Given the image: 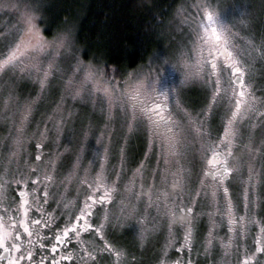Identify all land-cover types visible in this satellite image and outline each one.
<instances>
[{"label": "snow or ice", "instance_id": "6c2138e0", "mask_svg": "<svg viewBox=\"0 0 264 264\" xmlns=\"http://www.w3.org/2000/svg\"><path fill=\"white\" fill-rule=\"evenodd\" d=\"M45 11L0 0V264H217L214 241L264 264V38L240 0H179L124 75Z\"/></svg>", "mask_w": 264, "mask_h": 264}, {"label": "trees", "instance_id": "16d2710c", "mask_svg": "<svg viewBox=\"0 0 264 264\" xmlns=\"http://www.w3.org/2000/svg\"><path fill=\"white\" fill-rule=\"evenodd\" d=\"M177 3L173 0H44V15L53 33L71 27L82 58L110 69L118 68L123 75L163 46L166 39L161 40L160 32ZM161 19L164 26L158 24Z\"/></svg>", "mask_w": 264, "mask_h": 264}, {"label": "rangeland", "instance_id": "374dc122", "mask_svg": "<svg viewBox=\"0 0 264 264\" xmlns=\"http://www.w3.org/2000/svg\"><path fill=\"white\" fill-rule=\"evenodd\" d=\"M235 2H236V0H223L224 4H232V3H235ZM178 3H179V1H178ZM178 3L175 5L173 10L169 14L168 19H167V23H166V27H164L163 30L160 32L161 40L164 41L166 39V41L164 42L163 46L160 49H157L150 56H152L153 54L157 53L158 50L166 51L169 48L171 39H173L174 37H170L167 34L168 32L171 31V29L168 27V25L173 20L174 10L178 6ZM240 3H242L247 9V14L250 17V25H251L252 34L255 35L257 41H259L260 39L264 38V0H240ZM226 15H231V9L228 10ZM234 18L238 19V17H234ZM245 39H247V37H245ZM74 46H75V48L77 50V55H79L82 58V56L80 54V51L77 48V46L75 45V43H74ZM82 59L85 62L91 61V60H85L84 58H82ZM166 59H169V62L173 66H175L176 61L174 59H171L170 57H166ZM133 70H130L128 72H131ZM161 71H163V69H161ZM128 72H126V73H128ZM126 73H124V74H126ZM257 76H258V82H259V72L257 73ZM192 98H193V100L196 99L194 94H193ZM134 147H135V151L137 153H139L141 151V147H142L141 145L137 144V145H134ZM221 235H223V232L221 233ZM163 242L164 241H163V238H162L160 243L163 244ZM225 243H227V241H225ZM214 246L218 249V254L216 256L217 264H231V256L229 255V256L226 257L225 254H224V250L220 249L218 243L215 242V241H214ZM141 251L144 252L145 264H149L150 258L152 256L151 250L148 249V246L146 245V248L145 249H141ZM170 254H172L171 250H170ZM173 258H175L174 254H173ZM254 264H256V263H254Z\"/></svg>", "mask_w": 264, "mask_h": 264}, {"label": "flooded vegetation", "instance_id": "af4514ba", "mask_svg": "<svg viewBox=\"0 0 264 264\" xmlns=\"http://www.w3.org/2000/svg\"><path fill=\"white\" fill-rule=\"evenodd\" d=\"M254 263H256V262H255V261H253V262H252V264H254ZM66 264H67V262H66Z\"/></svg>", "mask_w": 264, "mask_h": 264}]
</instances>
